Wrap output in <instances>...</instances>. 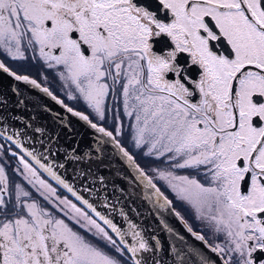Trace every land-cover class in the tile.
Masks as SVG:
<instances>
[{"label": "snow or ice", "instance_id": "1", "mask_svg": "<svg viewBox=\"0 0 264 264\" xmlns=\"http://www.w3.org/2000/svg\"><path fill=\"white\" fill-rule=\"evenodd\" d=\"M0 73V264H264V0H0Z\"/></svg>", "mask_w": 264, "mask_h": 264}, {"label": "water", "instance_id": "2", "mask_svg": "<svg viewBox=\"0 0 264 264\" xmlns=\"http://www.w3.org/2000/svg\"><path fill=\"white\" fill-rule=\"evenodd\" d=\"M12 87H18L22 90V92L30 97V100L28 101V105L32 109L37 108H47L51 111L52 115H55L56 113H60L62 118H69L68 114L64 112V110L55 103L50 97H47L46 95L40 93L37 90H34L31 88V86L24 85L23 83H18L14 80L12 77H8L6 74L0 73V91L8 92L10 88ZM15 111V110H14ZM18 114L23 115L27 117L28 113L26 112H19ZM41 119L47 120L49 119V116L47 114L41 115ZM74 120V118H72ZM19 126V125H17ZM74 126L78 128V130L83 133L85 129L78 124H75ZM69 181H71V176L69 175L67 177ZM85 198H87V194H84ZM92 202V201H90ZM137 206L140 207V210L142 213L147 215V212H151V205L148 202H144L143 205L140 204L139 201H137ZM101 211H105L102 209H98ZM147 210V211H145ZM159 214L161 219L164 220V222L168 225L169 228H171L175 233H178L180 236L184 237V242L191 246L192 248L200 251L203 255L215 260L216 256L213 252H211L204 243L201 241L196 240L190 233H188L184 227V225L175 217V215H171L167 212L159 213L153 212L151 218L144 219L145 224H150L153 228H156L159 230V238L164 243L165 248L168 246V240L169 239H175V237H169L160 226V221L156 219V215ZM134 220L135 217H132ZM114 222H116L118 225L123 227V224L121 223L120 219L117 217L114 219Z\"/></svg>", "mask_w": 264, "mask_h": 264}, {"label": "flooded vegetation", "instance_id": "3", "mask_svg": "<svg viewBox=\"0 0 264 264\" xmlns=\"http://www.w3.org/2000/svg\"><path fill=\"white\" fill-rule=\"evenodd\" d=\"M13 67H15V66H13ZM29 75H30V78H36L37 81L42 83V85H43V80H42L41 76L39 75V72L36 68L30 69ZM52 90L54 91V94L58 96V98H61L59 90H57V89H52ZM4 146H5V148L9 147V145L7 143H5ZM13 150L17 151L14 148V146H13ZM176 210L180 211L182 215H185V220L187 221L189 226H191L193 228L194 231L201 233V234H204L206 236V238H208V234H207V232H205L203 230V225L200 222L196 221L192 216L186 215L181 207L177 206Z\"/></svg>", "mask_w": 264, "mask_h": 264}, {"label": "rangeland", "instance_id": "4", "mask_svg": "<svg viewBox=\"0 0 264 264\" xmlns=\"http://www.w3.org/2000/svg\"><path fill=\"white\" fill-rule=\"evenodd\" d=\"M14 162V161H13Z\"/></svg>", "mask_w": 264, "mask_h": 264}]
</instances>
